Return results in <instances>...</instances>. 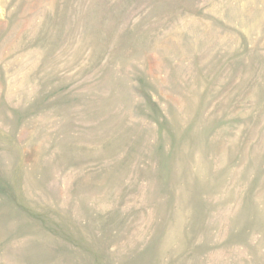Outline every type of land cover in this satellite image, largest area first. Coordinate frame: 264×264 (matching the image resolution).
I'll return each instance as SVG.
<instances>
[{
	"label": "rangeland",
	"instance_id": "1",
	"mask_svg": "<svg viewBox=\"0 0 264 264\" xmlns=\"http://www.w3.org/2000/svg\"><path fill=\"white\" fill-rule=\"evenodd\" d=\"M0 264H264V0H0Z\"/></svg>",
	"mask_w": 264,
	"mask_h": 264
}]
</instances>
